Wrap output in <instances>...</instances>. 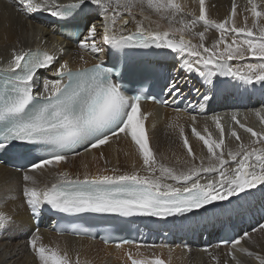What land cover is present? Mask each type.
I'll return each mask as SVG.
<instances>
[{
  "label": "snow or ice",
  "instance_id": "obj_1",
  "mask_svg": "<svg viewBox=\"0 0 264 264\" xmlns=\"http://www.w3.org/2000/svg\"><path fill=\"white\" fill-rule=\"evenodd\" d=\"M17 2L26 17L33 13L46 12L63 21L80 17L90 10H97L104 23L100 39H96V25L89 22L87 34L79 43L80 48L93 53H103L104 45L117 52L134 48L170 49L177 54L187 53L195 57L193 61L185 62L182 66L188 73L203 78L208 85L212 84L214 76L220 75L230 77L241 85L258 84L264 88V25L260 24V20L264 19V11L259 10L256 0H248L251 7L246 9L255 18L251 27L247 24V16L244 17V26H236L235 2L232 4L230 18L223 22L208 17L205 0H199V16L189 13L193 16L190 21L182 16L177 20L183 12V6L177 0ZM137 7L140 8L141 15H144L145 7L150 9L160 20L167 21V25L157 23L156 30L149 31L142 21H135V31L125 34L129 19H125L124 14L127 13L135 20L134 9ZM145 19L148 17L145 16ZM174 22L182 27H176ZM201 22L204 30L195 32ZM211 28L220 33V38L209 48L203 41L206 38L205 33ZM186 32L193 33L201 43L195 45L191 39H186ZM227 33L233 34L230 43L226 38ZM177 35L178 40L175 38ZM220 45H224V50L218 53ZM200 49L208 55L205 56ZM248 53L258 63L247 64L246 70L233 68L229 64L232 60H245ZM55 59L47 51L16 48L11 50V59L7 66L0 69V152L44 153L30 166L29 171L37 172L66 162L69 155L81 146L86 150L100 148L123 133L135 144L148 174L105 168L96 175L86 173L83 178H72L68 172H58L55 182L41 187L35 177L26 171L22 178L25 184L22 195L34 216L39 214L42 206L48 205L59 213L69 215L182 217L200 209L207 211V205L228 201L231 197L240 196L250 189L264 185V131L257 132L240 124L237 116L233 115L232 120L254 139L248 145L240 142L236 151L229 149L225 154V130L220 117L214 118L219 139H214L207 127L204 129L207 136L193 127L192 134L203 142L210 154L209 164L205 166L203 160L199 165L194 163L196 156L181 128L183 146L192 160L185 170L177 171L159 163L149 144L141 102L146 99L154 101L155 97H147L142 93L127 95L123 85L113 78L119 75L114 67L94 63L90 67L73 70L64 61L58 67L52 68ZM42 69H50L58 79L44 81L42 92L37 93L34 91L39 86L37 73ZM177 83L172 81L167 90L179 94ZM196 91L199 92V89ZM203 99L207 101L210 97L204 95ZM257 116L264 121L260 112H257ZM192 119L195 121L196 118ZM231 136L241 141L235 130L231 131ZM157 170L160 176L155 175ZM202 173L212 175L202 176ZM162 179L174 183H163ZM201 179H206L207 182L202 183ZM10 223V217L0 214V231ZM261 228L264 229V225ZM247 235L235 239L230 246L235 249ZM41 241L42 237L37 229L29 244L38 258V264H79V259L73 262L67 251L62 254L58 247L46 246ZM127 243L129 241L117 243L116 247L123 248ZM244 251L249 256L254 255ZM128 255L131 264H167L156 256L150 261H138L131 253ZM230 255L233 260L236 259L234 253ZM256 259L264 264V257L256 256Z\"/></svg>",
  "mask_w": 264,
  "mask_h": 264
},
{
  "label": "bare ground",
  "instance_id": "obj_2",
  "mask_svg": "<svg viewBox=\"0 0 264 264\" xmlns=\"http://www.w3.org/2000/svg\"><path fill=\"white\" fill-rule=\"evenodd\" d=\"M60 2L71 3L73 0H60ZM177 2L183 6V12L177 17V20L182 16L185 20L190 21L193 16L189 13L200 15L199 0H177ZM233 2L237 5L236 26H244V17L247 16V24L251 27L255 18L252 17L250 11H246L251 7L248 0H205L208 17L217 22L229 19ZM256 2L259 4V10L264 11V0H256ZM94 11L95 13L87 18L84 35L87 34V27L91 22L97 27L96 39L99 40L104 23L102 15L98 14L97 10ZM134 16L135 20L130 18L127 13L124 14V18L129 19L125 34L135 31V21H142L149 31L156 30L157 23L167 25V21L160 20L159 16L146 7L144 15L140 14L139 7L135 8ZM145 16L148 19H145ZM50 19L51 16L46 12H37L26 17L20 11L17 0H0V69L7 66L13 48L47 51L56 58L52 68L58 67L64 61H67L73 70L85 66L90 67L94 63L108 62L110 48L107 45H104L103 53H93L80 48L79 45L67 43L60 36L58 27L50 23ZM260 24L264 25V19L260 20ZM202 25L203 22L196 27L195 32L203 31ZM175 26L182 27L179 23H175ZM205 37L204 45L211 48L219 40L220 33L215 28H211L205 33ZM175 38L178 40L179 36L177 35ZM185 38L191 39L195 45L201 43L193 33L186 32ZM226 38L230 43L233 34L227 33ZM223 50L224 45H220L217 49L218 53ZM200 51L203 53V49ZM203 54L208 55L207 53ZM156 56L155 60H148L149 63L156 62L159 69L168 73L166 78L177 81V87L180 88L179 94H174L169 98V106L157 107L152 103H141V113L146 117L144 124L149 144L159 163L177 171L185 170L189 166L192 158L183 146L180 134V129L183 128L184 135L188 137L196 156L194 163L199 165L203 160L207 166L210 154L203 142L192 134L191 129L195 127L202 135L207 136L204 131L207 127L213 138L219 139V130L214 122L215 117L221 119L225 138L231 139H225L226 144L231 145V147H225V154L229 150L228 148H232V151L238 149L233 147L236 139L231 136V131L235 130L238 134L245 133L241 130L243 128L232 120L233 115L237 116L240 124L251 127L257 132L264 131V128L260 130V125L257 124V121L261 120L260 116H257V112L264 116V88H261L260 85H241L230 77L220 75L214 76L212 84L208 85L203 78L197 74L188 73L182 66L185 62L193 61L195 57H191L187 53L177 54L168 49H158ZM249 63H258L250 53L247 54L245 60L229 61L233 68L245 70ZM136 74L139 76L138 73ZM37 78L39 86L34 90L37 93L42 92L44 81L58 79L50 69L39 70ZM196 89H199V92ZM204 95H208L210 99L205 101ZM258 99H261L260 103H258ZM177 102H180V109L175 106ZM244 113L246 116H243ZM239 114L242 115L239 116ZM192 117L196 118L195 121ZM253 139L250 134H246L243 142L248 145ZM260 146L256 145V147ZM225 158L229 159L227 155ZM2 165L0 164V214L10 217L11 223L6 226L5 231H0L6 232L5 237L4 234L0 237V249L6 243L5 248L8 251L9 243L13 244L11 264H38V258L29 244V240L34 234L31 210L22 195L25 186L22 178L26 171L17 172ZM105 168L109 170L117 168L120 172L139 171L141 175L148 174L135 144L131 142L130 137H126L123 133L118 137H113L108 144L100 148L85 150L69 156L66 162H62L58 166L45 167L37 172H27L34 176L38 181V186L42 187L55 182L58 172H68L72 178L77 176L83 178L86 173L96 175L98 172H103ZM155 175L160 176L158 170ZM205 175L212 174L202 173V176ZM166 181L168 180L162 179L163 183ZM201 182L206 183L207 180L201 179ZM169 183L174 182L169 181ZM206 209L207 211L200 209L186 213L182 217L156 218L159 221L152 230L156 237H152L147 245L125 244L123 248H117L108 239L103 245L88 239L60 236L43 229L39 230V235L42 237L41 242L44 245L58 247L62 254L67 251L73 262L77 258L79 259V264H131L128 253H131L132 257L138 261H150L154 256L162 258L167 252L178 254L174 261L167 262L165 260L167 264H260V260L256 259V256L264 257V229L261 228V225H264V185L250 189L240 196L231 197L228 201H217L212 205H207ZM250 211L254 212L253 219L259 218V220L254 221V224H250L248 228H240L235 231L237 238L248 234L240 245H237L235 249L230 246L231 244L227 246L215 245L214 242L219 238L218 234L226 230V227H232L230 221L234 216L238 217L239 214ZM34 222L38 223L37 220ZM146 222V217L137 216L135 218V226L138 230ZM246 226L248 225L246 224ZM244 250L254 255L249 256ZM199 253L201 259L198 260ZM230 253H234L235 260L231 258Z\"/></svg>",
  "mask_w": 264,
  "mask_h": 264
},
{
  "label": "rangeland",
  "instance_id": "obj_3",
  "mask_svg": "<svg viewBox=\"0 0 264 264\" xmlns=\"http://www.w3.org/2000/svg\"><path fill=\"white\" fill-rule=\"evenodd\" d=\"M16 5V4H15ZM46 18V17H45ZM40 31H41V29H40ZM40 33V32H39ZM205 82V81H204ZM202 86V85H201ZM259 103V102H258ZM240 115H242V114H239V116ZM243 116H246V114L244 113L243 114ZM206 121H207V119H205ZM208 124V123H207ZM257 124H259L260 125V130H262L263 128H264V121H261V120H258L257 121ZM242 131H244L243 129H241ZM246 134L247 135H249V133H247V132H245V133H240V134H238L240 137H241V141H237V140H235L234 141V145H233V147H239V143L240 142H243V138L246 136ZM242 135V136H241ZM225 139H227V138H225ZM227 140H231L230 138L229 139H227ZM225 142H226V140H225ZM239 142V143H238ZM244 143V142H243ZM226 146L227 147H231V145H228V144H226ZM228 149H231L232 150V148H228ZM169 181L170 180H168V181H166V183H169ZM243 215V214H242ZM5 231V230H4ZM3 234H4V237L6 236V232H0V237H2L3 236ZM5 245H6V243H5ZM5 245H3L2 247H1V249H0V264H11L12 263V261H13V258H12V252H11V250H13V244H11V243H9V246L10 247H8V251H7V249L5 248ZM3 248V249H2ZM203 253V252H202ZM11 255V256H10ZM8 257V258H7ZM11 257V258H10ZM177 257H178V254L176 253V252H167L166 254H164L163 256H162V259L163 260H167V262H171V261H174V260H176L177 259ZM197 259L199 260V259H201V256H200V253H199V255L197 256ZM10 260V261H9Z\"/></svg>",
  "mask_w": 264,
  "mask_h": 264
},
{
  "label": "clouds",
  "instance_id": "obj_4",
  "mask_svg": "<svg viewBox=\"0 0 264 264\" xmlns=\"http://www.w3.org/2000/svg\"><path fill=\"white\" fill-rule=\"evenodd\" d=\"M48 226H49V227H54V228H56V227H55L54 225H52V224H48ZM33 227H34V226H33ZM37 229L41 230V229L39 228V226H36V230H37ZM36 230H35V228H34L33 233H35ZM50 230H51V229H45L44 231L50 232ZM50 233H54V234H57V235H60V236H65V235H67V236H70V237H75V236H73V235H68V234H67L68 232H65V231L63 230V227H61V228H60L59 230H57V231L54 230V232H50ZM78 238L88 239V240H90V241H92V242H99V243H102L103 245H105L103 242L93 240V239H91L89 236L78 237ZM114 246H116V245L114 244Z\"/></svg>",
  "mask_w": 264,
  "mask_h": 264
},
{
  "label": "water",
  "instance_id": "obj_5",
  "mask_svg": "<svg viewBox=\"0 0 264 264\" xmlns=\"http://www.w3.org/2000/svg\"><path fill=\"white\" fill-rule=\"evenodd\" d=\"M168 50H170V49H168ZM171 51V50H170Z\"/></svg>",
  "mask_w": 264,
  "mask_h": 264
},
{
  "label": "flooded vegetation",
  "instance_id": "obj_6",
  "mask_svg": "<svg viewBox=\"0 0 264 264\" xmlns=\"http://www.w3.org/2000/svg\"><path fill=\"white\" fill-rule=\"evenodd\" d=\"M5 67V66H4Z\"/></svg>",
  "mask_w": 264,
  "mask_h": 264
}]
</instances>
